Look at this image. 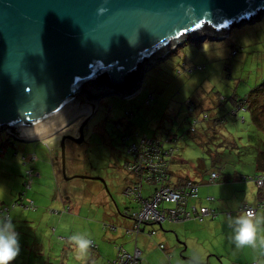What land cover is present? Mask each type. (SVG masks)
<instances>
[{"label":"rangeland","instance_id":"1","mask_svg":"<svg viewBox=\"0 0 264 264\" xmlns=\"http://www.w3.org/2000/svg\"><path fill=\"white\" fill-rule=\"evenodd\" d=\"M258 19L233 27L223 40L183 43L166 59L145 72L140 89L131 98L113 94L99 99L97 109L84 131V142L79 146L65 143L67 176L87 175L91 178L60 180V195L65 197V192H68L71 205L77 203L79 212L75 209L64 211L51 204L59 188L52 179L51 161L60 159L63 135L74 132L84 116L42 142L19 143L6 132L0 133V210L4 207L11 209L16 193L24 191L23 175L27 167L23 165L22 157L26 156L28 161L33 153L36 156L32 167L40 177L33 179L24 197V201L33 199L36 208L26 209V204H22L23 207L19 202L10 210V215L19 216L16 224L23 227H33L37 223L35 216L38 213L43 218H50L47 226L43 219L38 227L47 258L44 263L78 264L74 259L70 260L73 250H68L70 244L63 239L62 226L55 233L57 218H73L72 234H87L94 242L96 249L91 251H96V264L111 260L116 246H122L129 253L134 251V236L125 234L126 228H132L133 224L123 216L125 208L131 212L137 210L136 203L124 195L128 175L124 171L126 153L121 138L123 134L133 135L137 132L159 139L177 137V151L170 166L174 175L196 182L202 179L206 181L212 171H218L221 176L217 184L201 186V198L205 195L206 198L208 193L213 195L211 190L220 183L234 184L230 189L236 191L232 195L237 196L239 203L254 201V159L256 151H264V134L254 126L249 111L238 113L239 118H244L243 122L238 117L228 115V111L232 96L245 100L250 91L264 80V15ZM234 50H237L236 54H232ZM196 67L203 69L197 71ZM189 69H192L191 73L187 72ZM149 93L155 100L147 104L145 99ZM187 98L194 101L201 113L206 112L211 116L217 112L224 115L225 121L214 132L207 130L206 133L204 124L198 123L195 124L196 132L188 133L192 118L183 105ZM221 102L222 109L214 108L215 104ZM127 113H131V116ZM263 113L264 106L260 117H263ZM7 138L13 142V146L1 144ZM48 149L51 150L50 154ZM218 152L221 154L217 155ZM215 155L218 157L216 160L213 158ZM241 177L248 180H240ZM163 226L162 230L153 226L157 235L137 237L136 246L142 252L141 264H186L194 246L207 252L204 264H222L220 255L208 251L210 249L220 248L223 256L233 252L231 242L224 234L213 237L205 232L198 239L190 237L191 240L186 242L183 237L176 236L175 229L169 228L175 224L165 223ZM17 232L20 233L19 242H28L32 257L28 262L19 255L12 264H41L39 259H34L32 250L36 246L25 228ZM159 244H163L165 250H161Z\"/></svg>","mask_w":264,"mask_h":264},{"label":"water","instance_id":"2","mask_svg":"<svg viewBox=\"0 0 264 264\" xmlns=\"http://www.w3.org/2000/svg\"><path fill=\"white\" fill-rule=\"evenodd\" d=\"M261 15L264 0H0V133L29 143L87 113L61 139L60 170L91 179L67 176L65 141L84 142L101 97L131 98L183 43L226 39Z\"/></svg>","mask_w":264,"mask_h":264},{"label":"built area","instance_id":"3","mask_svg":"<svg viewBox=\"0 0 264 264\" xmlns=\"http://www.w3.org/2000/svg\"><path fill=\"white\" fill-rule=\"evenodd\" d=\"M236 54V50L232 52ZM200 69V68H199ZM151 98V97H150ZM9 141H11L9 139ZM123 143L126 147V154L129 160L124 164L127 171L133 174L139 175V177L147 185H154L153 191L150 192L149 197L142 196V184L134 183L131 188L124 190V195L137 205V210L131 212L129 215L133 221L134 226L130 232L135 236L139 235L140 230L148 224H162L170 223L177 224L187 221L201 222L203 218L207 216H216V212L209 210L205 206H200L193 203V200L198 198V186L191 179H184L180 184L176 183V178L169 176L168 163H164L162 159H170L172 157V150L162 152L159 151L158 142L155 140H148L146 138H140L139 143L128 142V137H123ZM31 161L35 160L34 156H31ZM25 174V190H29L32 186L33 179L39 177V174L35 173L32 168H27ZM219 177V174L212 172L209 175V183H213ZM257 188H264V176H257L252 178ZM24 195L20 197L23 200ZM207 200H212L211 197H207ZM25 208L35 209L34 203L30 199H25ZM251 208L257 211L258 208L264 210V204H258L257 207L243 205L240 211L243 209ZM10 216L9 209L4 207L0 210V218ZM230 216V214H227ZM128 233V231H127ZM155 232H148V236H154ZM94 245V244H93ZM161 250H164L162 244L159 245ZM140 250L134 248L132 253H129L124 248H117L116 256L113 260L107 264H139ZM169 259L168 255L165 254Z\"/></svg>","mask_w":264,"mask_h":264},{"label":"crops","instance_id":"4","mask_svg":"<svg viewBox=\"0 0 264 264\" xmlns=\"http://www.w3.org/2000/svg\"><path fill=\"white\" fill-rule=\"evenodd\" d=\"M46 139L47 138H44V139L41 138V139H38L36 141L42 142ZM36 141H33V142H36ZM6 146H12V145H6ZM48 151L47 152L50 154L51 150L48 149ZM31 156H34L35 160H37L34 153ZM31 156H30V158H31ZM30 158L28 161H26L27 160V158H26V160L24 161L25 163L23 164L27 168H28V166L32 167V164L34 165V162H33L34 160L31 161ZM51 166H52V177H53L52 179H54L56 186H59V188L57 189V193L54 194V202H52L51 204L52 205L55 204V206H57L58 208L64 209L65 207L69 206V204L71 205V203H70V200L68 197V195H69L68 192H65V194H64L65 197L60 195V192L62 190V187H61L62 184L60 183V180H62V181H67V180L63 179L62 174H61V170L59 172V170L56 166V160L52 159ZM32 168L34 169V167H32ZM254 174L256 175L259 173L255 171ZM176 176H178V175H176ZM39 177H40V175H39ZM39 177H35V178L38 179ZM220 178H221V176H220ZM247 180H245V181H247ZM215 184H217V183H215ZM215 184H213V183L207 184L205 182H202L200 184V186L198 187V198H197V200H193L192 202L196 203L200 206H205L208 209L214 210L216 212V216L215 217L207 216V217L203 218L201 222L187 221V222H183V223H177V224H175V226H170L169 228L175 229V233H176L177 237H183V239L186 242H188L191 240L190 237H197V239H198L200 236H202L201 234L208 232L213 237H217L220 234H224L228 237V239L230 241L231 229L228 227V224H227V217H229V216H227V214H230V216H235L240 212L241 206H243V205L255 206V204L259 201L258 189L256 186H255L256 187V196H255L254 201L252 203H249V202H240L239 203L237 196L232 195V192H236V191L234 189H230V187L234 186V184L229 185V184H220V183H219V185H217L215 187V189L211 190L213 195H211L207 192L208 193L207 195L212 197V200H210V201L207 200L206 198L208 196L205 198L206 195L202 198L200 197L199 193H200L201 186H205V185L208 186V185H215ZM204 192L205 191H203V193ZM20 193L19 192L16 193V196L13 198L15 201L13 200L14 203L12 204L11 209H14L17 205H19L20 204L19 202H21V205L25 203L24 200L18 199ZM217 193H219V194H217ZM25 195H26V193H25ZM16 201L18 203L15 205ZM32 201H33V199H32ZM33 203H35V202H33ZM69 207H70L69 211H71L72 209L73 210L75 209L78 212L80 211V207H79V205H77V203H75V204L72 203V205ZM8 209H9V214H11L10 213V210H11L10 207ZM26 209H28V208H26ZM258 213L264 214L262 211H258ZM12 218H14L13 223L15 225L16 231H20L21 228H25V231L28 233V235L32 239L33 244L36 246L32 250L34 257H35L34 259H36V260L39 259L41 264H48L47 262H45V263L43 262L47 258L45 257L46 254H45V251L43 248V241L40 238L38 227H39V223L43 219H45L46 226H47L48 223L50 222V218L49 217L43 218L42 216H39V213H38L35 216L37 223L33 227L18 226L16 223H18L17 221H18L19 216L15 215ZM29 220L32 221V219H29ZM24 223H28V222L24 221ZM164 224H162L161 226H158V225L157 226L160 228V230H162V228L164 227L163 226ZM167 224H170V223H167ZM172 225H174V224H172ZM72 226H73V218H70V217L60 218V219L57 218L55 233L61 227L62 236L64 237L63 239L68 240V237L70 235H72V233H73L72 229H70ZM151 228H153V226H151ZM157 233L158 232L156 231L155 235H157ZM18 234H20V233H18ZM42 235H45V233H42ZM261 235H264V232H261ZM143 236L146 237L147 235L143 234ZM147 237H149V236H147ZM136 242H137V238L135 241V247H137ZM19 243H20V254L19 255L26 258L27 261L30 262L32 256L29 253L30 247H29L28 242L23 241V242H19ZM231 245H232V251L233 252H231V253L228 252L225 256H223L224 254L220 248H214V249H210L208 251H213V253L220 255L219 259H220V261H222V264L225 262H228L226 264H255L256 254L252 250H250V249L236 250L232 243H231ZM69 247L70 248H68V250H72L70 245H69ZM186 248H188L187 243H186ZM93 250H95V249H93ZM140 257H142V252L140 254ZM94 258L96 260V251L92 252V259H94ZM71 259H74V255L70 256V260ZM107 259H109V258H106V260ZM141 261H142V258L140 260V264H141ZM13 262H15V261H13ZM61 264H63V263H61ZM104 264H105V262H104Z\"/></svg>","mask_w":264,"mask_h":264},{"label":"trees","instance_id":"5","mask_svg":"<svg viewBox=\"0 0 264 264\" xmlns=\"http://www.w3.org/2000/svg\"><path fill=\"white\" fill-rule=\"evenodd\" d=\"M184 45V44H183ZM179 48V47H178ZM177 50V49H176ZM236 53H237V50H236ZM170 55V54H169ZM200 68V69H199ZM203 67H196V70L197 71H202ZM189 73L192 72V69H189V71H187ZM150 97L152 99H150ZM232 105L230 107V110L228 111V115H230L231 117H238V113L241 112V111H249L250 112V116H251V120L254 124V126L261 132L264 134V113H263V117H260L261 116V109H262V106H264V104H262L261 102L264 103V80L263 82H261L259 85H257L252 91H250V93L247 95L246 99L245 100H241V99H237L235 96H232ZM219 99V97H218ZM224 98H221L222 101L225 102V99L223 100ZM146 103L149 104L151 103V101H154L155 98L153 97V95L151 93H149L146 97ZM261 103V104H260ZM183 105L184 107L187 109V114L189 115V117L192 118V120L190 121L189 123V129H188V133H192L194 134L196 132V125L195 124H198V123H202L204 124L205 126V131L206 133L208 131H212L214 132L215 129L217 128V126H219L220 123H222V121H225V117L223 114H217L214 113L213 115L209 116L206 112H200V110L198 109V106L194 103V101H192L191 99H186L184 102H183ZM219 107V109H222L223 105H222V102L221 104H218V105H215L214 108H217ZM128 116H131V113H127ZM239 118V117H238ZM241 122L244 121V118H239ZM208 130V131H207ZM123 137H128L130 141H128L129 143L130 142H135V143H139V140L140 138H146L148 140H155L158 142V148H159V151L162 152V155L165 151H168V150H172V157L170 159H167L165 157V159H162L164 163H168V168H169V176H171L172 178H176V183L177 184H180L182 180L186 179L187 177H184V176H176L174 175L171 170H170V166H171V163L174 161V157H175V153L177 151V142H178V139L177 137L175 136H171V137H167L166 139H159V138H156L154 136L150 137V136H147L146 134L144 135H140L139 133H134L133 135H126V134H123L122 135V139ZM260 141V140H259ZM123 143V141H122ZM263 143V142H262ZM3 146H6V145H12L13 146V142L12 141H9V139H5V142H2L1 143ZM166 144H169L170 146L167 147ZM123 145H125L123 143ZM257 150V148H255ZM260 150V149H259ZM256 151L255 153V159H254V164H255V171L258 172L259 174H256L253 178H256L257 176H264V151ZM125 153H126V147H125ZM218 154H221L220 152L217 153ZM217 155L213 156V158L216 160L218 157ZM23 160L25 161L26 160V156L22 157ZM129 160L128 158V155L126 154V159L124 161V164ZM56 166L60 172V159L59 160H56ZM29 168V167H28ZM33 169V168H32ZM33 171L35 172V170L33 169ZM124 171L127 173L128 175V178L126 179L125 181V189L127 188H131L132 185L134 183H140L142 184V188L144 186V189L142 191V196L144 197H149L150 195V192L153 191L154 189V185L150 186V185H147L144 181V179L142 180L139 175H136V174H133L132 172H129L125 169L124 167ZM25 172V171H24ZM213 172H216L218 173V171H213ZM212 173V172H210ZM219 174V173H218ZM210 175V174H209ZM23 178L25 179V174L23 175ZM209 179V178H208ZM208 179L205 181V179H202L200 180L199 182H196L194 179H192L196 184L197 186L199 187L200 184L202 182H205L207 184H211L209 183ZM220 179V174H219V177L216 181L213 182V184L217 183ZM247 180L246 177H241L240 180ZM24 183H25V180H24ZM24 183H23V186H24ZM256 186V184H255ZM124 189V190H125ZM258 189V195H259V201L255 204V206L253 207H257L258 204H264V188H257ZM25 193H26V190L24 188V191H21V193L19 194V197L18 199L20 200V197L22 196V194L24 195L25 197ZM210 197V196H208ZM212 198V197H211ZM22 199L24 200V198L22 197ZM18 202L16 201L15 202V205L17 204ZM35 206V205H34ZM8 208V207H7ZM207 208V207H206ZM64 211H68L70 210V207L67 206L63 209ZM211 210V209H209ZM214 211V210H213ZM258 211H262L264 213V210L261 209V208H258L257 209V212ZM131 213L130 209L129 208H125L124 212H123V216L130 219V217L128 216L129 214ZM128 214V215H126ZM131 220V219H130ZM132 221V220H131ZM166 223V222H165ZM132 224L134 226V223L132 221ZM164 224V223H162ZM162 224H148L146 226H144L142 229L143 230H140L139 232V235H147L148 236V232L150 231H154L156 233V230L153 229V228H147V227H151V226H161ZM133 228V227H132ZM132 228H126V231H125V234L127 236L129 235H132L134 236V242L136 241V238L139 236H135L131 231ZM128 231V233H127ZM151 237V236H149ZM94 244V242H93ZM160 245V244H159ZM164 246V245H163ZM121 247L123 249L122 246H116V253H117V248ZM137 248V247H136ZM92 249H96V246L95 244L93 245ZM164 250H165V247H164ZM116 253L114 255V257L111 259L113 260L116 256ZM109 260V261H111ZM109 261H107L105 264H107ZM140 264V263H139Z\"/></svg>","mask_w":264,"mask_h":264},{"label":"clouds","instance_id":"6","mask_svg":"<svg viewBox=\"0 0 264 264\" xmlns=\"http://www.w3.org/2000/svg\"><path fill=\"white\" fill-rule=\"evenodd\" d=\"M231 229L230 241L236 250L250 249L256 254L255 264H264V214L248 208L235 216L227 217ZM78 264H96L92 259L93 241L84 233H74L68 237ZM20 254L19 234L15 230L12 217L0 218V264H12ZM206 253L194 246L186 264H204ZM185 264V262H178Z\"/></svg>","mask_w":264,"mask_h":264},{"label":"flooded vegetation","instance_id":"7","mask_svg":"<svg viewBox=\"0 0 264 264\" xmlns=\"http://www.w3.org/2000/svg\"><path fill=\"white\" fill-rule=\"evenodd\" d=\"M79 118H80V117H79ZM79 118H78V119H79ZM78 119H77V120H78ZM64 129H65V128H64ZM64 129L61 130L60 132L64 131ZM75 130H76V129H75ZM60 132H58V133H60ZM58 133H57V134H58ZM74 134H75V131L72 132L71 134H65V135H63V136H73ZM65 143H66V144H70V145H71V144H72V145H75L74 143H72V142L69 141V140H66ZM72 176H74V175H72Z\"/></svg>","mask_w":264,"mask_h":264},{"label":"bare ground","instance_id":"8","mask_svg":"<svg viewBox=\"0 0 264 264\" xmlns=\"http://www.w3.org/2000/svg\"><path fill=\"white\" fill-rule=\"evenodd\" d=\"M82 114H87V113H81V114H79V115H77L76 117H79V116H86V115H82ZM75 117V118H76ZM74 119V118H73ZM60 129V128H59ZM57 131V130H56ZM55 132V131H54ZM2 133V132H1Z\"/></svg>","mask_w":264,"mask_h":264}]
</instances>
